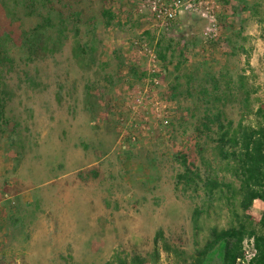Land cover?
Instances as JSON below:
<instances>
[{
  "label": "rangeland",
  "instance_id": "obj_1",
  "mask_svg": "<svg viewBox=\"0 0 264 264\" xmlns=\"http://www.w3.org/2000/svg\"><path fill=\"white\" fill-rule=\"evenodd\" d=\"M113 1L114 26L105 27L101 18L97 22L104 68L80 66L71 53L72 38L45 59L28 62L22 51L11 50L16 63L6 77L14 91L8 108L21 124L25 149L15 169L16 155L6 134L0 136V244L18 264H106L116 256H147L158 228L169 235L184 227V249L194 253L191 217L199 200L194 203L176 191L178 166L172 155L201 141L190 125L186 134L173 132L177 109L191 101L169 102L168 83L148 81L163 66L141 52L142 44L156 52L163 34L178 42L195 37L197 44L187 49L186 69L229 71L234 78L244 73L254 99L264 103V0H246L256 10L235 16L230 6L226 10L222 0H215V26L184 13L169 28L154 20L143 0ZM230 1L241 8L238 0ZM36 21L25 18V29ZM130 66L147 76L134 78ZM87 86L102 87L110 98L105 119L87 110ZM232 112L237 120V109ZM93 168L99 170L97 179L79 178L80 171ZM262 207L257 201L253 211L261 213ZM15 214L23 217L28 240L9 227ZM228 222L226 211L213 214L199 234V246L210 227ZM147 264L175 263L162 253L158 262Z\"/></svg>",
  "mask_w": 264,
  "mask_h": 264
},
{
  "label": "trees",
  "instance_id": "obj_2",
  "mask_svg": "<svg viewBox=\"0 0 264 264\" xmlns=\"http://www.w3.org/2000/svg\"><path fill=\"white\" fill-rule=\"evenodd\" d=\"M222 1L226 10L230 6V15L234 16L240 10L254 11L257 6L247 5L246 0H238L241 8L230 0ZM113 2L0 0V136L6 134L16 155L15 169L21 164L25 144L21 124L8 108L14 96L6 81L15 69L12 48L22 51L29 62L53 57L72 38L71 53L80 66L104 68L107 64L100 61L97 22L101 18L105 27L114 26L117 15ZM25 18L37 19L29 30L24 27ZM244 26L243 21L241 31ZM146 35L149 37L150 32ZM196 44L195 37L178 42L163 34L156 43L162 71L152 75L168 83L169 102L178 103L182 98L191 101L184 109L181 106L177 109L171 126L173 132L183 134L188 125L193 126V135L201 143L193 145L194 148L185 145L173 153L172 161L178 166L174 178L176 191L194 203L199 200L191 217L196 249L193 254L184 249L187 242L184 227L180 233L169 235L158 228L153 238L154 249L147 256L134 254L130 259L116 256V260L106 264L158 262L162 253L170 256L175 264H264V209L261 213L253 211L255 201L264 204V103L254 99L244 73L234 78L229 71L216 74L207 68L186 69L187 49ZM169 64H174L172 71ZM129 72L134 78L147 76L133 66ZM27 80L36 85L32 78ZM108 81L112 83L111 78ZM109 99L102 87L87 86L86 108L93 116L107 117ZM232 109L238 111L237 120ZM98 177L97 168L79 172L84 182ZM224 211L229 217L228 225L210 227L205 243L199 246V234L206 222L213 214L221 216ZM23 221L22 216L15 214L8 219V225L28 240L30 236ZM247 243L254 253L249 260ZM0 264H18L7 255L3 243Z\"/></svg>",
  "mask_w": 264,
  "mask_h": 264
},
{
  "label": "built area",
  "instance_id": "obj_3",
  "mask_svg": "<svg viewBox=\"0 0 264 264\" xmlns=\"http://www.w3.org/2000/svg\"><path fill=\"white\" fill-rule=\"evenodd\" d=\"M144 9L148 10L155 21L160 23L161 27L169 28L181 14H197L206 18L214 26L217 24V18L214 14L213 6L215 0H143ZM144 55L150 57L155 63L159 64L160 60L155 51L150 49L147 44H142ZM154 86L159 84L156 77L147 78ZM249 260L254 253L250 250V245L246 244Z\"/></svg>",
  "mask_w": 264,
  "mask_h": 264
},
{
  "label": "crops",
  "instance_id": "obj_4",
  "mask_svg": "<svg viewBox=\"0 0 264 264\" xmlns=\"http://www.w3.org/2000/svg\"><path fill=\"white\" fill-rule=\"evenodd\" d=\"M255 202H257V201H255ZM261 202V201H260ZM262 203V202H261ZM263 204V203H262ZM262 206V205H261ZM262 209H264V207H262Z\"/></svg>",
  "mask_w": 264,
  "mask_h": 264
}]
</instances>
